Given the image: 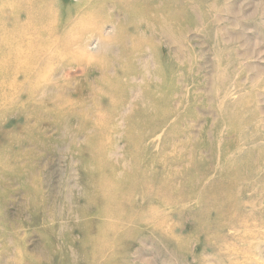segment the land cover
Segmentation results:
<instances>
[{
    "label": "rangeland",
    "instance_id": "rangeland-1",
    "mask_svg": "<svg viewBox=\"0 0 264 264\" xmlns=\"http://www.w3.org/2000/svg\"><path fill=\"white\" fill-rule=\"evenodd\" d=\"M4 1L0 264H264V0Z\"/></svg>",
    "mask_w": 264,
    "mask_h": 264
},
{
    "label": "bare ground",
    "instance_id": "bare-ground-1",
    "mask_svg": "<svg viewBox=\"0 0 264 264\" xmlns=\"http://www.w3.org/2000/svg\"><path fill=\"white\" fill-rule=\"evenodd\" d=\"M19 6L20 3L12 4L7 3L4 0H0V33L6 34V36L8 35L7 38L6 36L3 37L0 34V57L2 59L7 57L6 60H10L9 62L13 63H15V61H18L20 54L25 51L21 48V44L18 45V42H13L12 40H9V37H11L12 34H16L19 32L17 26V19L19 18L21 12ZM5 13H9L10 17H12V20L9 21L8 19H5ZM8 23L13 25L9 27L7 26ZM14 52L15 54H13Z\"/></svg>",
    "mask_w": 264,
    "mask_h": 264
}]
</instances>
